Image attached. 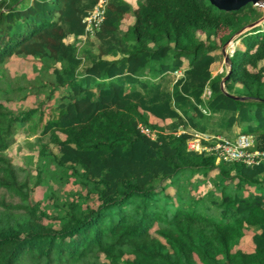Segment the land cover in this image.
<instances>
[{"label":"trees","instance_id":"obj_1","mask_svg":"<svg viewBox=\"0 0 264 264\" xmlns=\"http://www.w3.org/2000/svg\"><path fill=\"white\" fill-rule=\"evenodd\" d=\"M95 1L0 0V264H264V160H215L188 149L182 129L205 132L202 120L224 113L264 149V28L241 32L242 48L227 57L223 89L242 98L210 70L213 49L254 18V5L106 0L96 51H79ZM44 56L52 62L39 77L5 66ZM179 68L162 88L160 76ZM29 95L16 111L5 104ZM20 130L36 133L38 154L78 186V198L49 193L54 213L7 154ZM205 181L210 188L194 195Z\"/></svg>","mask_w":264,"mask_h":264},{"label":"rangeland","instance_id":"obj_2","mask_svg":"<svg viewBox=\"0 0 264 264\" xmlns=\"http://www.w3.org/2000/svg\"><path fill=\"white\" fill-rule=\"evenodd\" d=\"M21 4L29 0H19ZM130 5L134 6L138 0H125ZM257 13L254 14V18L245 22L240 29L232 33L227 39L225 43L220 44L217 48L213 49L215 52L216 60L210 65L211 74L219 73L221 74L220 78L223 76L224 72L227 69V58L225 59L224 54H227V57L232 52L233 48L239 47L242 48V44L240 42V38L238 35L246 29L247 23L251 21H256L253 26H259L260 28H264V10L260 5L253 4ZM261 18V19H260ZM125 24H122V27ZM252 27V26H251ZM82 36V35H81ZM197 36L203 38L202 34L197 33ZM84 36L80 38V44L84 42L82 41ZM86 40V39H85ZM86 40L85 42H87ZM238 43V44H237ZM79 44V45H80ZM84 44V43H83ZM82 44V45H83ZM223 47V48H222ZM52 60L46 56L37 59L36 57H14L9 60L5 64L9 74L13 75H23L26 77L32 76H40L42 73V65L50 64ZM43 63V64H42ZM260 63V62H259ZM170 74V75H168ZM174 74H178V72H174ZM173 73H164L161 77V87L165 89H169L173 83L174 79ZM148 77L150 79L145 78L146 80H157L158 77H153V75L149 74ZM176 77H178L176 75ZM153 78V79H151ZM17 80V79H15ZM6 84V82H5ZM7 85V84H6ZM5 86V85H4ZM208 88L204 90V95L208 94ZM34 96L29 95L24 100L20 102L19 100H13L12 102H5L9 107L12 108L13 111H16L20 108L21 104L32 103ZM208 117L204 121L206 125L205 132H200L205 135H213L212 137H208V139H200L201 144L211 145L215 141L214 136L219 137H233L238 132H240V125L237 123H233L231 126H227L225 124V114L224 113H215L209 114ZM188 132H199L189 127L182 128ZM15 141L9 146L7 150V154L11 157L12 164L17 167L16 170L18 175L21 177L22 175L27 174L30 178V182L36 180L37 185H35L32 196L34 199L39 200V206L49 212L54 213V209H52L51 197H49V193L53 191L54 194L58 195L59 200L62 199H70V198H78L75 194L77 192L78 186L72 182V178L69 177L66 180V177H59L57 174V170L53 168V166L48 163L47 157L44 154H38V149L40 147V143L36 133L28 132L24 130H20L16 135ZM252 138V137H251ZM210 143H206V142ZM253 143V139H252ZM204 145V146H205ZM257 149V148H253ZM264 150V149H258ZM216 158L215 160H217ZM201 175L194 174L191 177V180L194 181L195 178H200ZM208 188H210L209 181L202 182L200 185L196 187V189H192V193L194 195L201 194L205 192ZM167 190V188H166ZM172 191V188L170 189ZM169 190V191H170ZM83 202V201H82ZM81 202V204H82ZM249 231L241 237L240 246L243 248H248L249 245Z\"/></svg>","mask_w":264,"mask_h":264},{"label":"built area","instance_id":"obj_3","mask_svg":"<svg viewBox=\"0 0 264 264\" xmlns=\"http://www.w3.org/2000/svg\"><path fill=\"white\" fill-rule=\"evenodd\" d=\"M106 0H96L92 7L87 10L86 14L82 17L84 22V34L92 33L102 19ZM174 72H179L175 70ZM180 74V73H178ZM140 130L150 136L153 135V130L140 126ZM191 137L187 139L186 146L188 149L200 151L202 149H209L214 151L216 158L223 160H236L245 164L256 163L264 160V150L251 148L252 138L251 135L246 133H237L235 136L229 137H215V142L211 145L200 143V139H208L213 135H205L203 133L190 132ZM205 145V146H204Z\"/></svg>","mask_w":264,"mask_h":264},{"label":"water","instance_id":"obj_4","mask_svg":"<svg viewBox=\"0 0 264 264\" xmlns=\"http://www.w3.org/2000/svg\"><path fill=\"white\" fill-rule=\"evenodd\" d=\"M208 1L211 4H213L214 6H216L217 8L224 9V10L237 9L240 6H243L247 2H250L251 4H259L262 7V9L264 10V0H208ZM255 22L256 21L248 22L247 23V27L253 26L255 24ZM225 42H226V40L223 43H225ZM224 57L226 59L227 58V54H224ZM228 69H229V64L227 62V69H226V71L224 72L223 76L220 78V81H219V86H220V88H221V90L223 92H225V90L223 89V80L226 77ZM225 93L230 95L231 97H239V98L243 97V96H237V95H234V94H231V93H227V92H225Z\"/></svg>","mask_w":264,"mask_h":264},{"label":"crops","instance_id":"obj_5","mask_svg":"<svg viewBox=\"0 0 264 264\" xmlns=\"http://www.w3.org/2000/svg\"><path fill=\"white\" fill-rule=\"evenodd\" d=\"M121 31V30H120ZM84 36V35H83ZM82 37V36H81ZM70 39V36L68 37V40ZM88 40L87 42H85L86 40ZM84 40V44L82 45V44H80L81 42H79V44H78V47H79V51L83 48V47H86V46H88V43H90L91 44V49L92 50H94L95 49V45H96V43H97V39L94 37V36H92V35H86L85 36V38L83 37V39H82V41ZM79 41V40H78ZM94 51H96V49L94 50ZM115 53V52H114ZM112 55H106V57H111ZM83 60L85 61V58H83ZM168 73H173L174 74V72L173 71H171V72H168ZM178 73H180V71L178 72ZM168 75H170V74H168ZM176 75H178V74H174V79L176 78ZM140 77H147V78H149L148 76H146V74H145V71L143 70V73H141V75H139ZM156 77H159V76H156ZM160 78V77H159ZM150 79V78H149ZM151 79H153V78H151ZM46 117V114H44V116H43V119Z\"/></svg>","mask_w":264,"mask_h":264},{"label":"clouds","instance_id":"obj_6","mask_svg":"<svg viewBox=\"0 0 264 264\" xmlns=\"http://www.w3.org/2000/svg\"><path fill=\"white\" fill-rule=\"evenodd\" d=\"M257 5H259V4H257ZM89 34L92 35V33H86V34H84V29H83V34H82V36L84 35V38H85L86 35H89ZM176 70H179V71H180V74H178L177 76H178V77L181 76V75H182V69L179 68V69H176ZM174 71H175V70H174ZM174 71H173V72H174ZM175 73H176V72H175ZM176 78H177V77H176Z\"/></svg>","mask_w":264,"mask_h":264},{"label":"bare ground","instance_id":"obj_7","mask_svg":"<svg viewBox=\"0 0 264 264\" xmlns=\"http://www.w3.org/2000/svg\"><path fill=\"white\" fill-rule=\"evenodd\" d=\"M261 19V18H260ZM238 44V43H237ZM234 49V48H233Z\"/></svg>","mask_w":264,"mask_h":264}]
</instances>
